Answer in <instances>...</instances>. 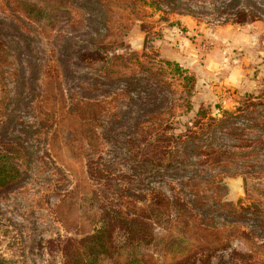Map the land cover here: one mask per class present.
Masks as SVG:
<instances>
[{
	"label": "rangeland",
	"instance_id": "rangeland-1",
	"mask_svg": "<svg viewBox=\"0 0 264 264\" xmlns=\"http://www.w3.org/2000/svg\"><path fill=\"white\" fill-rule=\"evenodd\" d=\"M6 149L0 264H264V0H0Z\"/></svg>",
	"mask_w": 264,
	"mask_h": 264
},
{
	"label": "trees",
	"instance_id": "trees-1",
	"mask_svg": "<svg viewBox=\"0 0 264 264\" xmlns=\"http://www.w3.org/2000/svg\"><path fill=\"white\" fill-rule=\"evenodd\" d=\"M169 66H173L174 70L178 73H183V69L180 68V66L177 63H167ZM182 77L185 81V83L188 85L193 82V79L185 73L182 74ZM189 91V90H188ZM18 155L13 151L12 149H6L4 151H0V187H10L11 185L16 184L20 177V167L18 163ZM108 219L106 217L107 221H103V226L101 229L96 230L95 234L90 235L88 238L84 240L86 242L83 247L85 246L90 247V249H93V256L95 254H98V251H96L99 248V244L97 240H102L105 238V233H107V222ZM81 254V253H80ZM88 255V253H86ZM89 257L91 255L89 254ZM94 259V258H92ZM86 260V259H85ZM95 260V259H94ZM82 261H84L82 259ZM3 261L0 260V263Z\"/></svg>",
	"mask_w": 264,
	"mask_h": 264
},
{
	"label": "water",
	"instance_id": "water-1",
	"mask_svg": "<svg viewBox=\"0 0 264 264\" xmlns=\"http://www.w3.org/2000/svg\"><path fill=\"white\" fill-rule=\"evenodd\" d=\"M231 184V186H232V188H233V190L235 191V192H237L239 189H241V186H242V183H241V181H234V182H232V183H230Z\"/></svg>",
	"mask_w": 264,
	"mask_h": 264
}]
</instances>
